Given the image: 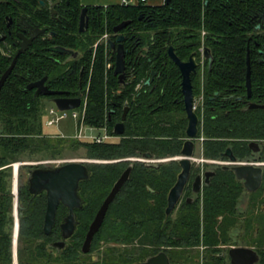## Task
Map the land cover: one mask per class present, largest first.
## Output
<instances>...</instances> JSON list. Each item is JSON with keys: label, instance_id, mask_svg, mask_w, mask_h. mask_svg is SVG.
I'll return each instance as SVG.
<instances>
[{"label": "trees", "instance_id": "obj_1", "mask_svg": "<svg viewBox=\"0 0 264 264\" xmlns=\"http://www.w3.org/2000/svg\"><path fill=\"white\" fill-rule=\"evenodd\" d=\"M49 2L0 0V40L5 37L0 41V79L17 54L22 19L47 30L18 57L0 92V264H15L12 165L31 161L40 153L58 156L68 146L84 149L87 159L107 163L87 164L91 177L80 184L84 203L76 210L78 226L63 249L53 244L62 240L61 225L68 209L59 206L53 231L45 235L47 196L30 194L27 175L37 167L24 166L28 171L20 173L18 188L17 264H143L161 252L171 264H195L201 249L203 264H231L229 250L233 247L255 250L258 264H264V176L261 189L248 194L232 170L208 166L214 176L203 192L195 195L189 185L181 203L167 216L168 194L181 172L179 162L156 167L136 160L145 154L156 160L176 158L187 138L182 77L168 55L173 47L183 62L195 54L201 63L205 49L212 56L211 61L204 59L203 71L199 68L192 75L195 96L204 95V157L225 160L224 153L231 149L238 161H264V150L254 155L248 146L250 141L264 142V110L248 109L249 103L264 104V0L89 6V28L84 33L78 29L84 8L80 0L63 1L55 7L56 17H52ZM126 21L130 24L115 33ZM105 35L113 42L121 35L126 37L124 85L114 74L115 51L101 40ZM52 47L78 55L50 52ZM44 77L53 91L86 102V127L106 129L112 136L127 105L124 135L108 143L76 139L79 143L68 144L62 138H49L43 131L44 100L54 97H36L27 90ZM131 165L130 179L110 205L90 253L83 254L97 212ZM199 173V168L193 169L192 180ZM245 195L251 207L243 212L239 206ZM136 240L139 245L133 244ZM102 244L115 247L92 260V253Z\"/></svg>", "mask_w": 264, "mask_h": 264}, {"label": "water", "instance_id": "obj_2", "mask_svg": "<svg viewBox=\"0 0 264 264\" xmlns=\"http://www.w3.org/2000/svg\"><path fill=\"white\" fill-rule=\"evenodd\" d=\"M127 1V0H126ZM170 0H165V3H169ZM5 2V1H3ZM43 4V3H42ZM87 7H84L81 11L79 20V32L84 33L89 28V16L87 14ZM264 13V11H263ZM262 16V15H261ZM12 21L10 20V23ZM24 26L29 29V36L27 37L24 33L18 34L20 39L19 46L20 49L15 56L12 64L2 75L0 79V92L11 75L17 59L20 55L24 54L33 44L34 40L40 35L46 32L45 29L35 28L28 24L25 20L22 21ZM130 24V21H126L118 25L115 29V33H119L122 29ZM1 40H4L3 38ZM0 40V41H1ZM125 36H120L117 42L108 40L107 45L110 50L116 51V61L114 74L118 76L119 83L121 85L125 84L126 80V63H125V48L124 42ZM50 51L56 53H67L73 54V51L67 50L62 47L51 48ZM168 55L170 59L178 66L182 81H181V92L184 97L185 112L187 115L188 126L186 130L187 140L185 141L182 151L181 159L179 160V165L181 167V172L178 175L176 184L172 187L168 194V205L166 208V215L170 216L179 205L181 199L183 198L185 188L190 181L191 172L193 168V160L195 156L196 141L199 138V124L200 119L194 111V89L192 85V75L196 73L198 64L196 62V55L192 54L190 59L186 62L181 61L176 55L174 48L170 47L168 49ZM204 55L206 58H211V54L208 49H205ZM248 72H247V90L248 96H251L252 82H251V67L250 58L247 59ZM47 77L42 80L28 85V90H36L35 96H48L54 97L53 103L60 111H71L81 107V98H69L67 94L60 91H52L46 86ZM251 109H264V105L252 104ZM129 108L126 106L122 122L114 127V135L121 137L125 133V125L127 114ZM250 147L253 151L257 152L258 145L252 143ZM225 156L229 158L232 162L231 167H226V169L232 170L236 178L244 182V186L248 193L256 192L261 184L263 178V168L254 165H239L237 158L232 154L231 150H227ZM153 156L151 154H145L144 159L151 160ZM19 167V164H16ZM133 166H129L128 169L121 175L118 181L113 186L111 192L103 202L96 217L92 224L90 225L89 231L86 235L85 242L82 247L83 254H89L92 248V243L95 235L100 231L104 220L106 218L107 212L110 205L115 200L117 194L121 191L126 182L130 179ZM213 172H207L202 176H197L193 184V192L195 194H200L202 191V186L208 185ZM91 177V173L86 165V161L82 162H69L59 166H42L28 172L27 175V185L30 194L35 198L42 193L47 196V208L44 220V233L45 235H51L53 228L55 226L57 211L60 205H63L68 209V214L61 225L62 230V240L53 244L54 247L58 249H63L66 247L67 241L74 235L77 226L78 219L76 210L83 207V199L80 196V184L83 181H88ZM17 194V195H16ZM15 227L17 228V234L19 232V218L18 210L21 208L19 193H15ZM189 202H192L190 199ZM15 228V229H16ZM14 253H15V264H17V242L14 230ZM229 258L231 264H258L260 257L255 250L243 247H233L229 250ZM143 264H171L168 255L164 252L159 253L156 256L148 258Z\"/></svg>", "mask_w": 264, "mask_h": 264}, {"label": "rangeland", "instance_id": "obj_3", "mask_svg": "<svg viewBox=\"0 0 264 264\" xmlns=\"http://www.w3.org/2000/svg\"><path fill=\"white\" fill-rule=\"evenodd\" d=\"M129 4V3H128ZM130 5H134L133 3H130ZM55 104L53 103L52 100H44V109H43V131L45 135L48 134L49 138H53L54 140L57 138H62L66 141H68V144L72 143H79L76 139H74L75 136L78 135L79 133V123L77 120L73 119L71 116L68 118L61 120L58 124L48 127L46 125L47 120L49 119L48 116V110L52 107H54ZM84 134L89 135V136H104L105 131L102 129H92V128H84ZM66 136L65 138L63 137H56V136ZM202 148H200V145L197 144L196 148V159L201 158L202 155ZM88 159L85 157V150L82 148H77V147H66L63 149L62 153L58 156H52L48 153H40L38 157L31 161H20L18 163H14L12 165V193H18V188H19V175L20 173H23L24 175L27 173V169L24 168V166H33V167H42V166H59L63 165L69 162H82V161H87ZM103 162V161H102ZM99 162V163H102ZM107 163V162H103ZM19 164V167L16 165ZM201 170V169H200ZM17 195V194H16ZM240 209L241 211L245 212L249 210V207H251L250 204V198L249 196H244L242 198V201L240 203ZM259 207V206H257ZM259 209V208H258ZM176 217V212L174 213V218ZM14 219H16L14 217ZM16 222V221H15ZM16 228V227H15ZM15 235H16V242L18 245V234H17V228L15 229ZM140 241L136 240L134 245H139ZM115 247L114 244H102L100 247V250H95L92 255L91 259L92 260H98L100 259L104 253L109 249ZM200 259L195 261V264H203V249L200 250Z\"/></svg>", "mask_w": 264, "mask_h": 264}, {"label": "flooded vegetation", "instance_id": "obj_4", "mask_svg": "<svg viewBox=\"0 0 264 264\" xmlns=\"http://www.w3.org/2000/svg\"><path fill=\"white\" fill-rule=\"evenodd\" d=\"M50 2L48 3V8L51 10V12H52V17H56V16H58V14H59V12L55 9V7L56 6H59L63 1H65V0H49ZM43 3V4H42ZM69 3V2H68ZM41 5H42V7H47V4L45 3V2H43V1H41ZM82 11V10H81ZM80 15H81V13H80ZM23 20H25V19H22V21ZM57 20H58V17H57ZM79 20H80V17H79ZM22 21H21V24H22V26H23V29H22V31L21 32H19L18 34H20V33H24V35H26L27 37L29 36V29L28 28H26L25 26H24V24L22 23ZM26 21V20H25ZM27 22V21H26ZM28 23V22H27ZM11 24V23H10ZM10 24H9V27H10ZM29 24V23H28ZM31 25V24H30ZM31 26H33V25H31ZM33 27H35V26H33ZM35 28H39V27H35ZM41 29V28H40ZM45 29V28H44ZM78 29H79V26H78ZM46 30V29H45ZM47 33V30H46V32L44 33V34H46ZM44 34H42V35H44ZM42 35H40V36H42ZM39 36V37H40ZM121 36H123V35H121ZM38 37V38H39ZM120 37V36H119ZM126 38V37H125ZM3 39L5 40V37H3ZM36 40V39H35ZM34 40V41H35ZM102 41H105L106 42V44H107V42H108V37H107V40H104L103 38L101 39ZM3 41V40H2ZM19 42H20V39H19V37H18V40H17V44H18V50H17V53H18V51H19V49H20V46H19ZM32 46V45H31ZM52 48H55V47H52ZM63 48V47H62ZM30 49V48H29ZM28 49V50H29ZM51 49V48H50ZM50 49H49V51H50ZM66 49V48H65ZM27 50V51H28ZM67 50H69V49H67ZM26 51V52H27ZM70 51H72V50H70ZM113 51V50H112ZM204 51L205 50H203V60L201 61V63H198L197 62V60H196V62H197V64H198V67H197V70H196V73H197V71H198V69L199 68H202L201 70L203 71V68H204V59H209L210 61H211V58H212V56H211V58H206L205 57V55H204ZM50 52H52V51H50ZM54 53H56V52H54ZM115 53H116V51H115ZM67 54V53H66ZM211 54V53H210ZM17 55V54H16ZM70 55H74V56H77L78 55V53H75V52H73V54H70ZM14 60V59H13ZM248 66V65H247ZM248 72V71H247ZM195 73V74H196ZM45 78V77H44ZM42 80V79H41ZM47 80H48V78H47ZM40 81V80H39ZM182 81V80H181ZM38 82V81H37ZM252 82V81H251ZM35 83V82H34ZM125 83H126V80H125ZM246 83H247V78H246ZM32 84V83H31ZM30 85V84H29ZM46 86H48L47 85V81H46ZM28 87V86H27ZM48 88H49V86H48ZM246 88H247V86H246ZM50 89V88H49ZM27 90H28V88H27ZM50 90H52V89H50ZM28 91H34V94L36 93V90L35 89H33V90H28ZM53 91V90H52ZM182 93V92H181ZM195 95V94H194ZM247 96H248V90H247ZM251 96H252V90H251ZM251 96H248V98H250ZM37 97V96H36ZM38 97H48V96H43V95H41V96H38ZM49 100V99H48ZM239 100V99H238ZM183 103H184V97H183ZM252 104H256V105H264V104H258V103H249L248 104V109H250V110H253V109H251L250 108V106L252 105ZM127 106V105H126ZM128 107V106H127ZM126 108V107H125ZM184 108H185V105H184ZM125 110V109H124ZM261 110H264V109H261ZM194 111H195V113L198 115V117H199V119H200V124H199V132H200V134H199V138H198V140L196 141V148H197V144H199L200 146H201V148H202V155H201V158H204V159H206L205 157H204V154H203V144H204V142L206 141V138H205V136H204V134H203V122H204V113H205V110H204V95H203V93H201L198 97L197 96H195V101H194ZM124 113V112H123ZM186 113V112H185ZM123 117V116H122ZM186 117H187V115H186ZM188 121V120H187ZM188 126V125H187ZM88 128H91V127H88ZM92 129H95V128H92ZM102 130H104L105 131V135L107 134V135H109L110 137H111V139H109L108 141H105V142H102V143H108V142H116L117 140H119L120 139V137H118V136H115V135H110L108 132H107V130L106 129H102ZM187 130V129H186ZM114 131V130H113ZM201 136H203L204 137V140H203V142H201L200 141V138H201ZM96 137H101V136H96ZM103 137V136H102ZM186 140H187V138H186ZM88 142H93L92 140H87ZM95 143V142H94ZM252 143H256L257 145H258V151L257 152H255V151H253V149L250 147V145L252 144ZM249 149L252 151V153L254 154V155H258V154H260V153H262V151L264 150V142L263 141H261V142H257V141H250L249 142ZM228 150H231V149H228ZM232 151V150H231ZM226 153V152H225ZM225 153H224V158H225V160H212V159H206V160H212V161H214V163L213 164H208V163H205V164H203V166H201L200 164H197L196 162H194V160H193V168H192V172H193V169H195V168H199V169H201L200 170V173L197 175V176H202L203 178H204V175L207 173V172H213L212 170H209V168H208V166L209 167H223V168H225L226 169V167H231L233 164H232V162L229 160V158L228 157H226L225 156ZM232 154H233V152H232ZM234 155V154H233ZM195 156H196V149H195ZM194 156V158H196ZM200 158V157H199ZM181 159V155L180 156H178V157H176V158H173V159H164V160H156V159H151V160H146V159H144V158H142V159H136V160H140V161H143V162H145V163H147V164H149V165H153V166H158L159 164H161V163H166V162H170V161H172V160H175V161H178L179 162V160ZM135 161V160H134ZM237 161H238V159H237ZM99 162H102V161H97V160H91V159H88L87 161H86V165L87 164H93V163H99ZM103 163V162H102ZM238 164L239 165H254V166H260V167H262L263 168V176H264V161H256V159L255 158H253V159H248V160H244V161H238ZM181 168V167H180ZM192 172H191V177H192ZM214 173V172H213ZM214 176V175H213ZM212 176V177H213ZM196 179V178H195ZM195 179L194 180H192V178H190V181H189V183L187 184V186H186V188L190 185V187H191V189H192V192H193V184H194V181H195ZM241 181V180H240ZM243 182V181H242ZM243 184H244V182H243ZM262 185H263V178H262V184H261V186H260V188L256 191V192H258L260 189H261V187H262ZM204 184H203V186H202V191H201V193L203 192V188H204ZM245 187V186H244ZM186 188H185V190H186ZM245 190H246V188H245ZM256 192H254V193H256ZM200 193V194H201ZM246 193H248L247 191H246ZM184 194H185V191H184ZM193 194H195L194 192H193ZM248 194H253V193H248ZM195 195H197V194H195ZM183 198H184V195H183ZM183 198L181 199V201L183 200ZM191 199V198H190ZM190 199L188 200V201H190ZM181 201H180V203H181ZM192 202H193V199H192ZM179 203V204H180Z\"/></svg>", "mask_w": 264, "mask_h": 264}, {"label": "built area", "instance_id": "obj_5", "mask_svg": "<svg viewBox=\"0 0 264 264\" xmlns=\"http://www.w3.org/2000/svg\"><path fill=\"white\" fill-rule=\"evenodd\" d=\"M123 4L127 5L128 2L125 0ZM107 37L108 36L105 35L103 37V39L107 40ZM85 110H86V102L85 101H84V103L82 101V105L80 108L75 109V110H71V111H60L56 106H54L48 110L49 119L47 120L46 125L48 127H52V126L58 124L61 120H64V119L68 118L69 116H71L73 119L80 122L79 133L77 136L74 137V139L83 140V141L92 140L95 143H102V142H105V141H108L109 139H111V137L107 134L104 135L103 137L89 136V135L84 134V128H86V126L84 124ZM203 140H204V137L201 136L200 141L203 142ZM194 162H196L197 164H200L201 166H203V164H205V163H208V164L214 163V161L206 160L204 158H199V159L194 158Z\"/></svg>", "mask_w": 264, "mask_h": 264}, {"label": "crops", "instance_id": "obj_6", "mask_svg": "<svg viewBox=\"0 0 264 264\" xmlns=\"http://www.w3.org/2000/svg\"><path fill=\"white\" fill-rule=\"evenodd\" d=\"M80 1H81V4L83 5V7H89V6L108 7L111 5L123 4L125 0H80ZM140 1L143 2L145 5H148V6H159V5H162L165 3V0H127V2L129 4L133 3L134 5H136ZM43 120H44V118L42 117V123H43ZM79 126H80V123H79ZM56 137L65 138L66 136H56ZM200 148H201V146H200ZM201 151H202V149H201Z\"/></svg>", "mask_w": 264, "mask_h": 264}]
</instances>
